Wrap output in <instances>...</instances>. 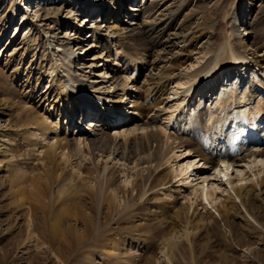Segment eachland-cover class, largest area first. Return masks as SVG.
<instances>
[{
  "label": "bare ground",
  "instance_id": "1",
  "mask_svg": "<svg viewBox=\"0 0 264 264\" xmlns=\"http://www.w3.org/2000/svg\"><path fill=\"white\" fill-rule=\"evenodd\" d=\"M23 2L25 6L31 3L30 0H23ZM40 2L43 1L40 0ZM48 2L50 1L48 0ZM136 2L137 0H114V7L104 9L86 0H78L76 16L81 17L80 26L73 28V23L65 24V22L59 25L61 28L64 26L65 31L74 32V35L79 31H86L87 33L91 31L93 39L85 43L80 50H74L77 46L76 40L71 38L69 34L65 33L59 40L57 33L40 31L36 27L37 25H34L36 32L32 33L25 41L26 48L22 52L10 54L4 65V68H8L10 78L14 83L24 80L27 87L24 86L23 91L19 93L24 99L23 101H26L25 103L14 100L15 102H9L5 105L3 99L0 98V122L3 121V117L10 119V121L7 119L6 126H0V164L4 160L6 163L13 160L16 152L19 151V146L13 143L6 133L16 128L15 124L12 123V117L17 118V121L20 122L17 127H24L28 130L26 134L31 131L30 135H33L32 132L42 133L44 136L52 135L50 141H53L46 147L38 144L39 149H44L42 152L43 174L39 178L46 180L55 175L59 183L68 181V184L74 188L75 195L71 199L75 203H73L75 212L70 216L74 224H79V222L82 224L83 232L75 235L73 229H66V233L73 236L70 238L73 239L75 245L88 239H92L94 242L101 240L103 243L101 247L104 249L103 254L107 256L109 264H138L137 257L130 252L125 253L123 251L122 242L116 238L121 236V233L116 228L120 223L138 217L136 211L142 209L145 214L138 220L142 223L137 228L135 239L142 242L144 249L149 241V243L153 239L160 241L162 249H166L164 256L169 263L183 264L187 256L193 255L196 248L195 240L189 238V230L197 231L198 236L204 233L208 237L219 231L220 223L212 212H208V206L211 204L209 200L220 196L218 190L223 184H220L219 187H216L217 184L213 186L210 183L209 185L208 179L220 180L219 183L225 181L226 185L231 186L234 180L226 178L228 177V170L234 164H242L249 168L260 166L255 174L264 173V134L260 144H255L260 139L259 137L258 140L252 138L255 137L264 119L260 116L263 108L262 101V104L257 101L256 107L250 113H244L248 127L236 134L229 131L226 133L227 129L225 130L224 126L228 121H222L223 119L220 123L218 120V123L212 125L210 123V127H207L209 125L206 126L205 122L210 118L206 119V111H199L203 99L204 105L206 102L213 105L223 99H225L223 101L224 106L228 107L236 105L241 108L246 107L243 105L247 103L253 104L259 96L264 97V83L259 80L258 86L257 83H254L256 80L250 81L248 90L236 101L231 92L228 97L225 96L226 98L222 100L220 96L217 97L219 92L214 94L216 95L214 103L212 101L213 94L209 95L211 98H206L207 96L204 94L202 101L199 98L198 106L192 112L188 111L189 103L194 102L192 98L200 96L199 94L206 88L209 93L218 90L227 95L229 75L233 73L237 75L238 66L243 68L240 77L246 75V79L237 80L239 77L236 76L235 83L237 86L249 79L256 71L255 69H259L264 64V57L255 56L250 61L247 57V53L254 47L253 42L249 39L258 32L261 19L255 21L256 19L254 20L253 17L248 22L249 9L239 5L230 14H227L223 26L218 28L217 22L209 26L208 28L212 29L209 34L210 37H207L208 39L199 48H196V45L207 32L203 29H196L194 23L189 22V19L186 18H183L181 20L183 22L179 24L178 20L182 16H180L181 11L175 8L177 7L174 5L175 2L170 3L171 5L164 9L169 18H166L165 13H161L163 11H159L164 6L161 3L162 0H142L140 5H137ZM71 3L73 4V2ZM127 4L130 7L126 6ZM95 7H99L100 10L95 11ZM158 14L159 16L156 17ZM50 17L49 11L45 12L44 20H48ZM181 26L185 28L182 33L181 30L179 31ZM237 28H240L239 31ZM204 29L206 30V28ZM241 29H243L244 35H247V39H244ZM55 30L59 32V28ZM216 35L218 38H214ZM41 37L46 39V50L51 52L53 58L45 57L44 54L42 61L45 62V66H42V72L39 74L40 68L35 69L39 75L36 80L46 76V81L50 84L47 85L48 90L45 92L39 83H30L31 67L26 68L30 70L26 72V75L21 70V66L24 68L23 58L25 55L31 53L33 57L35 56L41 45L40 42H42ZM55 41H58L57 45L52 44ZM135 41L142 44L139 45L140 50L133 44ZM112 44H116L118 48L110 52ZM122 44L129 48V52L124 57L118 54L121 52ZM193 48L194 50H192ZM95 50H98L100 55L105 51L100 60L103 62L101 64L102 69L106 71L103 75L100 73L101 70H99L98 65L95 64L98 58L94 56L89 59L88 56ZM112 52L116 53V59L124 60L127 63L123 71L117 66L118 64L109 63ZM189 55L190 58L187 57ZM192 55H198L201 58H196V62H190V66L182 69L187 63L186 61L192 58ZM81 56L83 57L81 58ZM82 59L84 62L81 64ZM201 59L204 60L203 63L200 62ZM129 67L135 71L134 81L130 80L131 77L128 75ZM146 70L141 86L144 88H135V94L132 96L133 93L130 88H133L134 85L130 84H134L137 78L142 75L141 73ZM33 73L31 74L32 78ZM109 73L111 76L108 75ZM108 76L109 81L108 79L105 81ZM37 89L41 93L38 96L41 98L37 102V106H33L34 109L27 108L26 105L28 106L30 101L35 102L34 92ZM111 89L113 92L108 97V102L112 106L104 107L99 100L105 101L103 97ZM49 95L53 96V101L41 113V106L43 107L46 103ZM17 96L19 95L17 94ZM42 99L44 101H41ZM129 99L132 101L129 102ZM127 102L129 103L128 106H131V111L126 108ZM58 104L61 106L59 113L57 110L55 111ZM163 104L165 108H160ZM51 110H53L52 113ZM46 111H49L48 117L45 116ZM63 112L67 120L64 128L68 131L72 127L73 130L69 131L68 137L66 133L61 138L56 133L61 127L60 118ZM223 112L224 115L226 110ZM149 114H151L150 117H148ZM229 114L228 117H230ZM54 115L56 122L47 124V121ZM127 115H129V119L125 118ZM231 117L228 119L229 122ZM161 119L163 122L165 120V123H160ZM212 121L209 120V122ZM137 122H141V124L137 125ZM112 130L114 133L110 135L109 132ZM17 131L22 132L20 128ZM139 131L140 133H138ZM262 131H264V126ZM248 140L249 142L254 140V144L245 148L244 143ZM183 147H185L184 150ZM160 151H167L166 156L168 158L165 160V165L169 164L170 159L178 160L184 157L183 160L186 163L182 165L177 161L174 169L176 176L183 178L181 182L186 184L189 178L202 175L200 178H196L200 181L194 184L193 190L188 193V196L192 197L189 199L194 200V202L175 210L171 208L170 213L165 217H161V213L169 211L168 205L159 202L160 200L152 201L148 197L144 199L148 192L156 189L161 190L167 184L163 179L159 180L152 176L153 174L156 175L162 166L156 161L157 153ZM188 155H190L189 159L186 158ZM17 156L25 158V154ZM86 158H88V163ZM109 159L110 162H108ZM99 160L101 165L98 164ZM108 163H112V168L109 171ZM199 164L203 168L201 173L197 172L200 169L198 168ZM85 165L91 167L87 172H83ZM116 165L118 166L115 169ZM139 167H141L139 171L133 173L134 180L129 191L119 190L115 187L114 177L116 176H114V172L128 175L129 171ZM112 169L115 171L110 172ZM188 173H190L189 176H187ZM237 181L240 182L242 179ZM124 182L127 185L130 183V181ZM236 186L231 188V193L226 191L227 195L220 204L216 207H210L218 213L219 221L231 230V228L234 229L232 225H237L234 223L236 216L239 215L237 203L241 204L251 217L250 219L244 217L241 220V225L247 230L257 231L256 225L258 226L262 218L259 214L261 209L256 206L254 197L264 189V178L260 180L257 178L250 185ZM133 192H135V197H132ZM120 194H122V205L118 204ZM195 203L197 204L195 205ZM198 206L201 210H205L204 213L198 211ZM86 211L91 213L93 219L85 214ZM99 219L104 221L101 222ZM112 221L115 228L107 224ZM102 225L108 226L103 228ZM241 225L240 229L246 230ZM55 227L57 228V226ZM34 230H37V227H34ZM40 230L43 236V223ZM180 230L185 239V244H187V248L184 250L181 249L183 244L179 245L174 242L175 235ZM112 236L113 238L109 239ZM144 240L148 242H144ZM60 254L62 256V252ZM125 260L128 262L125 263ZM143 264L149 263L144 262Z\"/></svg>",
  "mask_w": 264,
  "mask_h": 264
},
{
  "label": "rangeland",
  "instance_id": "2",
  "mask_svg": "<svg viewBox=\"0 0 264 264\" xmlns=\"http://www.w3.org/2000/svg\"><path fill=\"white\" fill-rule=\"evenodd\" d=\"M30 1L31 3L27 4L28 6L27 7L24 5L23 0H0V79H1L0 98L3 99V103L5 105L9 104V102H13L14 100L19 103L20 101L24 103L26 102L23 101L24 99L19 94L24 89L23 88L25 86L24 80L21 82L14 83L10 78V73L8 72V68H4V65L6 60L9 58L8 56L10 54H14V52L17 53L22 52L26 48L25 41L32 33L36 32L34 25H37L36 27H38L40 31L44 30L46 32L53 34L57 33L58 34L57 39L59 40L62 39V36L65 35V33L69 34L71 38L76 40L77 46L74 50L77 49L80 50L81 48H83V45L85 43H88L89 41H91V39H93L91 31H89L88 33L86 31L84 32L79 31L76 35H74V32H70V30L65 31V27L63 26L61 28V26L59 25L60 23L65 22V24L73 23V28L76 26H80V24L82 23L81 17L76 16L78 0L77 1L49 0L50 2H48V0H41L43 2H40V0L38 1L30 0ZM86 1L91 4H95L97 6L103 7L104 9L115 6L114 0H102V1L86 0ZM71 2H73V4ZM137 2L136 4L140 5L142 0H137ZM174 2H175L174 5L177 6L175 8L181 11L180 16L182 17L179 16L180 17L178 20L179 24L183 22L181 21L183 20V18H186L189 19L188 20L189 22L194 23L196 29L198 30L203 29L204 31L207 32V34L196 45V48H199L201 44L208 39L207 37H210L209 34L212 31V29H209L208 27L212 26L214 22H217L216 25L219 28L223 26L224 20L227 18V14H230L239 5L248 8L250 12V15L248 16L249 17L248 22H250L254 17V20L256 19L255 21L261 19V24L260 27L258 28V32L253 37L251 36L249 39V41L253 42L254 47L251 49V51L247 53V57L249 61L253 59L255 56L264 57V0H172V1L162 0L161 3L164 4V6L161 7L159 11L160 12L163 11L161 13L164 14L165 13L164 9H166V7H168ZM126 6L130 7L129 4H127ZM220 6H222V8H220ZM97 10H100V8L95 7V11ZM48 11L51 17L48 20L46 19L44 20V14L45 12ZM159 14L156 15V17L159 16ZM166 14L167 12L165 13V15ZM167 16L169 15H166V18H169ZM57 28H59V32L55 30ZM204 28H206V30ZM239 29L240 28H237V31H239ZM243 29H241L240 31L244 36V39H247L248 37L247 35H244ZM83 30L85 29L83 28ZM180 30L181 33L184 32L185 30L184 26L183 27L181 26L179 31ZM84 35L85 37H83ZM214 38H218V35H216ZM41 41H42L40 42L41 45L37 49V52L34 57L32 56L33 54L31 53L25 55V57L23 58L24 68L23 66H21V70L22 73L26 75L27 74L26 72L30 71L29 69L26 68L31 67L32 72L34 73H33V78L31 76L32 72L29 75L30 83L32 84H35V82L39 83L40 87L41 88L43 87L44 89L43 92H45L48 90L47 85L49 86L50 84L47 83L46 76H43L40 80H38L39 81L38 82L36 79L38 78L39 75H37L38 73L37 71H35V69L40 68L39 70V74H40L42 72V66H45V62L42 61L44 54L45 57L49 56L52 58V56H51V52H48L46 50L47 47V44L45 42L46 39L41 37ZM58 41H55L52 44L57 45ZM245 42L247 43L248 41L246 40ZM133 44L136 45L138 49L139 48L141 49L140 46L142 44L139 41L138 42L135 41ZM110 47L112 48L110 49V52L113 49L118 48L116 47V44H112ZM120 50L121 52L118 54L123 57L129 52L128 46L123 44L121 45ZM192 50H194V48ZM104 52L102 53V55H100L99 51L95 50L93 53L88 54L89 59L94 56L95 58H98V60L95 61V64L98 65L99 70H101L100 73L102 75L105 74L104 72H106L105 70L102 69L101 66L103 62L100 61L104 55ZM115 56L116 53L112 52L111 62L109 63L116 65L118 64L117 66L120 67L121 71H123L125 69V66H127V63H125L124 60L121 61L120 59H116ZM187 57L190 58V55ZM199 57L201 58V56L192 55V58L189 59V61L188 60L186 61L187 63L183 66L182 69L186 68L187 66H190V62H194V61L196 62V58ZM82 60L83 61H80L81 64L84 62V59ZM126 61L128 62L127 59ZM200 62L203 63L204 60L201 59ZM238 69L239 70L237 75H235L236 73L233 72H232L233 74L229 75L228 78L229 85L226 89L227 95L222 94L218 90H213L212 93H209V90L206 88L205 90H203V92L199 94L200 96H196L195 98L194 97L192 98L194 102L191 101V103H189L188 111L192 112V110L198 106L199 98H201L202 101V98H204V94L207 96L206 98H211L209 97V95L213 94L212 101L214 103L216 98V95L214 94H217L219 92L217 94V97L220 96L222 100L223 98H226L225 96L228 97L232 93L233 99L235 98L234 100L236 101L238 98H241L244 95V92L248 90V83L250 81L256 80L254 83H257L258 86L260 84V83L258 84L259 80L262 83H264L263 81L264 64L261 65L259 69L256 68L255 69L256 71L253 73V75L251 74L254 77L249 75L251 77L247 80H244L243 83L242 84L240 83L239 86H237L236 85L237 83H235L236 76L239 77L237 78V80H240V79H246L245 77L246 75L240 77L241 75L240 73H243L241 72L243 68L238 66ZM146 72L147 70L143 71V73H141L142 75L137 78L135 83L130 84V85H134L133 88H130V91L133 93L132 96H134L135 94L134 91L135 88L138 87L144 88V86L143 87L141 86L143 84L142 79ZM108 75L111 76V73H109ZM128 75L129 77H131L130 80L132 81L135 80V71H133L131 67H129ZM109 76L105 79V81H107V79L109 81ZM102 77L104 78L105 75ZM108 92L109 93L103 97L105 101L99 100L100 103L104 105V107L112 106L108 102V97L112 94L113 90L111 89ZM17 94L19 96H17ZM40 94L41 93L39 92V89H37L34 92L35 95L34 98H36L35 102L30 101V104H28V106L26 105V107L27 108L30 107L34 109V107L37 106V102L41 98V96L38 98ZM197 99L198 101H196ZM130 100L132 101V99H129V102H131ZM41 101L44 100L42 99ZM52 101H53V96L49 95V97H47L46 99V103H44L43 107L41 106L40 112L43 113L45 107L48 104L52 103ZM223 101H225V99L219 101L220 104L217 102L219 105L216 102L214 103L215 105L214 104L210 105V103L208 102H206L204 105V99H203L199 111L200 110L201 112L206 111V115H207L206 119L210 118L209 119L210 121L213 120L212 122H209V120L205 122L206 126L209 125L207 127H210V123L212 125L213 123H216L218 120H219L218 122L220 123L221 119H223L222 121H226V122L228 121L227 124L225 123L227 126L226 125L224 126L225 127L224 129L225 130L227 129L226 133L228 131L231 133L233 132L234 134L240 132L242 129L248 127L246 126L248 125V122H245L244 113L246 112L250 113L251 110H253L256 107L257 101L263 102V104L261 102L263 108L260 116L262 117V119L264 118L263 96L261 97L259 96L257 100L255 99L253 104L247 103L246 105H243L246 107H241V108H239L240 106H236V105L235 106L230 105L231 107L224 106ZM126 104H127L126 106L127 110L131 111V106H128L129 103L127 102ZM57 107L55 108V111L57 110V113L61 112V106L58 104ZM163 107L165 108L164 104L160 106V108ZM12 109L13 108H11V111H13ZM225 110L226 112L223 115L224 113L223 111ZM52 111L53 110H51V113ZM48 113L49 111H46V115H45L46 117L49 116ZM168 113H170V111H168ZM227 113L231 114V115L229 114L230 117L232 116L230 122L228 120L230 117L227 116L228 115ZM150 115L151 114H149L148 117H150ZM64 116L65 114L63 112L62 117L60 118L61 127L56 133V135L57 136L60 135L59 137L61 138L66 133H67L66 136L68 137L69 131L73 130L72 127L71 129H68V131L64 128L66 124L65 121H67L66 117ZM224 116L227 117L225 118ZM55 117H56L55 115L51 117L47 121V124L55 123L56 122ZM125 118L129 119L130 117L129 115H127L125 116ZM2 119L3 121L0 122L1 123L0 126H6L8 122L7 119L9 118L3 117ZM17 120H18L17 118L12 117V123L13 125L15 124L16 128L6 133H8L7 136L11 138L13 143L19 146L18 147L19 151L16 152V155L13 158V160L7 162L8 164L6 163L5 160L2 161V163L0 164V264H109L107 260V256L103 254L104 249L101 247L103 244L101 240H99L98 242H94L92 239H88L82 242L81 244L78 242L75 245L73 239L70 238L73 236H70L66 233V229H73L75 235H78L81 232H83L82 224L80 222L79 224L77 223L74 224L73 219L70 216L75 212L74 211L75 203L71 199L74 198L75 195L74 188H72V186L68 184V181L59 183V180L55 178V175H53L52 177L46 180H41L39 178V176L43 174L42 152L44 149H39L38 144L40 143L39 145L46 147L49 143L53 141V140L50 141V138L53 136L52 135L50 136L49 134H48L49 136L48 135L44 136L42 133L38 134L35 132H32L33 135H30L31 131H29V133L26 134L28 130H26V128L24 127H17L18 125H20V122ZM263 122L259 126L260 129L257 131L255 137H252L254 140L255 138L257 140L260 138L255 144H260L263 141V137H262L264 134V131H262V128L264 126ZM160 123H165V120L163 122V120L161 119ZM140 124L141 122H137V125ZM19 128L20 130H22L21 133L17 131L19 130ZM122 128L126 129L127 127H122ZM112 131L109 132L110 135L114 133V130ZM138 133H140V131ZM252 138L250 139L252 140ZM249 140L244 143L245 148L248 147L249 145L254 144L253 143L254 140L251 142H249ZM184 148L185 147H183L182 149L184 150ZM167 150H169L168 147ZM176 152H178V150H176ZM19 154H23V155L25 154V158L23 159V157H18L17 155ZM166 154L167 151H160L159 153H157L156 161H158L162 166L158 169L156 175L153 174L152 176H154L159 180L163 179L165 182H167V184L163 186L161 190L156 189L151 192H148L147 195L144 197V199L148 197V199H151L152 201L160 200L159 202L164 203V205H168L169 211H167V213L165 212L161 213L162 214L161 217L167 216V214L170 213L171 208H174L173 210H175L181 208V206L186 207L187 205H189V203L191 204V202H194V200L191 201L189 199L192 197H189L188 193L191 190H193L194 184L200 181L199 179L196 180V178H200V176H202L200 175L199 177L189 178L188 180L189 184L187 182L186 184L184 182H181L183 178L177 177L176 176L177 174L174 172V169L176 168L175 163L177 161L179 162V164L182 165L186 163V161L183 160L184 157L179 158L178 160L170 159L169 164L165 165L164 164L165 160L168 158ZM189 156L190 155H188V157L186 158L189 159ZM86 162L87 163L89 162L88 158H86ZM103 162L104 160L102 161V163ZM108 162H110V159ZM98 164L101 165L100 160ZM118 165H116L115 169L117 168ZM85 166L86 167L83 168V172H87L88 170H90L91 168L90 165H85ZM233 166L230 169L231 171L228 170V177L226 178V179L231 178L232 180H234L231 186L226 185L225 181L224 182L221 181V183H219L220 180L208 179L209 185L210 183L213 186L217 184L218 186L216 187H219L220 184L221 185L223 184V186H220L221 189L218 190V194H220L219 197L217 196L218 199L216 197H213V200H209L211 204H209L208 206L209 207L208 212H212L215 218L217 219V221L220 223L219 231L215 232L213 236L211 235L210 237H208L204 233L202 235L199 234L200 236H198L197 231L189 230L188 231L189 238L195 240L196 248L194 250L193 255L187 256L183 264H264V189H262L254 197V202L256 206H258L261 209L259 214L262 218V221L259 223L260 225L259 224L258 226L256 225L257 231L247 230L244 226L241 225L242 224L241 220L244 219V217L247 219L251 218L241 204L237 203L239 208V215L236 216L237 218L234 221V223H236L237 225L231 224L234 227V229L231 228L232 231L230 230V228L224 226L222 222L219 221L218 213L214 211V208L211 209L210 207V206L216 207V205L220 204L227 195V192L231 193L232 192L231 188H234L236 185H237L236 187H239V185L240 186L250 185L251 183H254L257 178L259 180L261 178H264V173H260L259 175L255 174V172L258 170L260 166H258V168H254V166L249 168L242 164L241 165L234 164ZM108 167H109L108 168L109 171L112 168V163L111 164L108 163ZM201 167H202L201 165L198 167L200 168L197 170L198 173H201V170H203V168ZM140 168L141 167L137 168L136 170L129 171L128 175L116 174V172H114L115 169H112L110 172H114V176H116L114 177L115 187H117L119 190L123 189V191H127V190L129 191L131 188V183L134 180L133 173L139 171ZM236 171L238 172L236 173ZM189 175L190 173L187 174V176ZM239 179H242V181L238 182L237 180ZM123 181H130V183L127 185V183L126 182L123 183ZM93 184L94 182L92 183V185ZM132 194H133L132 197H135V192H133ZM121 195L122 194H120L118 204L122 205L123 200L121 199ZM186 198H188L189 200ZM196 204L197 203H195V205ZM197 209L200 213L202 212L204 213L205 211L204 209H202L203 210L202 211L200 206H198ZM85 214L93 219L89 211H86ZM136 214L138 215V217L125 221L124 223H120L119 226L116 228L121 233V236H117L116 238H118V240L122 242L121 247L123 251L125 253L130 252L135 257H137L136 259L139 262L138 264H143L144 262H148L149 264H152L153 261L154 264H172L169 263V261L166 259V256H164L166 253L165 251L166 249L165 248L162 249V245H160L161 243L160 241H155V239H153V241L149 243L150 241L148 242L147 240H144V242H148L146 248L144 249L143 248L144 245L141 244L142 242L141 241L138 242L135 239L137 237V233H136L137 228L139 224L142 223L141 221L138 220L141 217H143L145 212L144 210L139 209L136 211ZM112 216L114 217L113 214ZM99 220L101 222L104 221L103 219H99ZM42 223L44 228L43 236L40 233ZM112 223L113 221L107 224H109V226H113ZM240 225L246 230L244 231L241 230ZM55 226H57V228ZM102 226L104 228V226L107 227L108 225H102ZM34 227H37V230H34ZM197 236L199 237V239ZM112 238L113 236L110 237L109 239ZM174 242L179 245L183 244L184 247L181 246L182 250H184V248L185 249L187 248L186 247L187 244H185L186 242L185 239L182 237L181 230L175 235ZM60 252H62V256ZM124 262L126 263L128 261L125 260Z\"/></svg>",
  "mask_w": 264,
  "mask_h": 264
}]
</instances>
